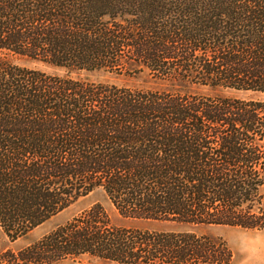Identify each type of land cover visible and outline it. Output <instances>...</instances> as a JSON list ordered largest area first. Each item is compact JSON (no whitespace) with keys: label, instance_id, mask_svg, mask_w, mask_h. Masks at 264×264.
I'll list each match as a JSON object with an SVG mask.
<instances>
[{"label":"trees","instance_id":"trees-1","mask_svg":"<svg viewBox=\"0 0 264 264\" xmlns=\"http://www.w3.org/2000/svg\"><path fill=\"white\" fill-rule=\"evenodd\" d=\"M235 92L264 94V0H0L2 231L95 190L122 217L264 229V100ZM208 241L114 226L95 205L0 263H229Z\"/></svg>","mask_w":264,"mask_h":264},{"label":"rangeland","instance_id":"rangeland-1","mask_svg":"<svg viewBox=\"0 0 264 264\" xmlns=\"http://www.w3.org/2000/svg\"><path fill=\"white\" fill-rule=\"evenodd\" d=\"M13 61L22 65L30 67L43 68L47 71H57V69L49 67L40 62H33L22 58L19 56H13ZM80 76L85 75V72H81ZM92 79L106 80L114 82L117 84H131L139 83L142 79H129L123 76H116L114 74H91ZM240 97H252L264 100V94L260 93H234ZM99 205L105 212L110 223L114 226L127 227L137 230H150V231H166L175 233H195L197 235L204 236L209 239L207 247L210 253L214 256L221 252V249L217 247L218 245L213 243V239L220 240L227 244L229 247L232 257L229 263L225 264H264V229L262 230H251L239 227L230 226H218V225H185L177 222L171 221H157L148 219H136L129 217H122L117 209L114 207L112 202L105 196L100 190H95L89 194L82 196L71 203L68 207L57 213L56 215L50 217L37 227L30 230L24 236L17 238L16 240H10L0 227V251L11 250L14 253L28 247L42 236H44L48 231L54 228L56 225L64 223L66 220L70 219L74 215H78L81 212L90 209L92 206ZM183 239V238H180ZM212 239V240H210ZM206 247V248H207ZM153 260H146V263L139 264H161L159 258L148 256ZM1 264V263H0ZM24 264V263H20ZM51 264H119L112 261L101 260L94 257H89L86 255H80L74 259L67 258L65 260H56ZM197 264H209V263H197ZM216 264V263H212ZM224 264V263H220Z\"/></svg>","mask_w":264,"mask_h":264}]
</instances>
